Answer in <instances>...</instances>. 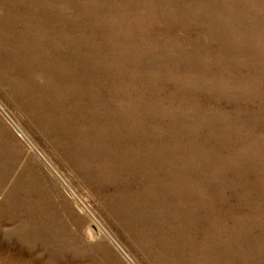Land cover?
Listing matches in <instances>:
<instances>
[{"label": "bare ground", "instance_id": "1", "mask_svg": "<svg viewBox=\"0 0 264 264\" xmlns=\"http://www.w3.org/2000/svg\"><path fill=\"white\" fill-rule=\"evenodd\" d=\"M240 56L244 58L243 61L238 60ZM109 64L113 66L110 68ZM101 65L109 68V72L104 74L110 81L117 80L118 75H113V70L120 71L126 68V65L133 71L141 70L148 75L154 74L158 82L170 84L169 114L177 113L174 102L178 100V105L185 106V110L179 111L181 119H185L183 117H187L188 114L198 117L204 114L207 120L221 121L219 123L223 124V132L227 136V133L231 132L229 128H233L232 123L244 117L256 120V114L260 113L253 105L260 100L259 92L264 81V0H0V79L28 96V101L33 100L28 102L29 110L33 112L34 109L38 112L39 120L46 127H54L55 114L61 111L68 117L80 116V120L92 119L95 123L94 128L102 125L104 134L109 139L115 140L118 134H124V129L128 131V135L122 136V141L135 140V143L137 142L141 147L139 146V150L116 148L114 159L117 158L123 167L128 166L131 170L142 171L135 181L136 187L139 188L130 200L136 202L141 196L147 202H151L148 203L147 211H152L153 207L156 214L154 220L146 215L143 220L138 215L137 223L135 218L132 220L127 218L132 214H128L129 210H127L126 216L122 214L125 221L135 226L141 222L139 225H142V228L147 223L155 229L159 236H156V240L161 242L164 241L166 232L162 233V230H158L161 228L157 222L165 226V231L169 232L166 237L169 249L170 224L179 228V234L174 235L176 240L173 241L179 243L182 248L189 249L195 246L196 240L193 239V235L185 233V230L190 229L195 231L196 235L202 236L204 249L210 246L216 247L218 233L221 225L225 224L226 217L221 219L212 216L211 201L204 202L202 190L194 186L195 182L194 184L190 182V186L193 187L188 188L189 190L183 188L184 185L181 186V182L175 179L180 177V174L183 179V173L174 175L176 169L170 167L171 160L180 165L187 157L185 153L191 151L187 150L184 153L185 146L179 147L180 149L176 147L178 156L175 159L164 158V152H160L163 145L162 138L156 135L153 129L148 133L138 130L137 124L132 119L135 116L128 115L129 111L126 108L107 112L102 99L105 96L104 87L99 82L103 76L98 74L93 76L95 79L90 78L89 70L84 68L93 67L94 70L96 66L101 67ZM34 75L43 77L44 81L41 79L43 86L34 80ZM129 78L134 81L138 79L133 74H129ZM52 91L55 100H51ZM35 93L43 95L44 98L39 102L35 101L32 96ZM222 96L230 111L217 107L221 103ZM56 104H59L58 108H55ZM150 112L155 114L153 109ZM79 122L77 136L79 138L82 135L84 137L89 135L88 143L91 146L93 128ZM74 129L76 134L75 126ZM231 134L233 136L232 132ZM253 140L254 144L264 147V135ZM115 144L113 143L114 146ZM75 148H83V146L76 144ZM74 153L78 160L82 159L83 151L74 149ZM244 156L245 153H241V157ZM166 159L169 161V164L166 162L169 167L161 164ZM139 163L142 166L140 170L137 169L139 166L136 167ZM4 167L0 168V181L5 182L10 176ZM27 178L25 184L11 180L9 188L0 197V216L5 215L9 218V222L15 226L14 229L11 228L15 230L14 232L24 231L26 234L22 238L25 241L33 236L29 230L33 225L35 228L40 225L45 226L41 220L45 205L39 201L40 197H37L39 192L36 193V190L27 186L36 183L32 180L34 177ZM23 184L28 192L27 196L24 192L19 200L14 193L23 191ZM140 193L142 195H139ZM35 203L38 205L36 206ZM226 215L228 214L225 213L224 216ZM244 216L245 214L239 216L237 225L244 223L246 219ZM226 241L228 240H224ZM206 252L207 254L203 252V258L210 256L207 249ZM9 262L26 264V261ZM167 263L170 264V261ZM186 264H264V261L210 260L187 261Z\"/></svg>", "mask_w": 264, "mask_h": 264}, {"label": "rangeland", "instance_id": "2", "mask_svg": "<svg viewBox=\"0 0 264 264\" xmlns=\"http://www.w3.org/2000/svg\"><path fill=\"white\" fill-rule=\"evenodd\" d=\"M88 34L86 31V35ZM238 60L243 61L244 58L240 56ZM109 65L110 68L113 66ZM84 68L89 70L90 78L98 76V74L103 76L99 82L104 87L105 96L102 98L104 109L107 112H113L119 108H126L129 111L128 115L135 116L132 119L137 124L138 130L148 133L153 129L155 134L162 138L163 145L160 152H164V158L173 157L175 159L178 156L177 148L180 149L184 146L187 148L183 150L184 153L187 150L191 151L185 153L187 157L180 165L173 163L174 161L170 159L172 163L170 167L176 169L174 170L176 173L172 171L174 175L183 173V179L186 180L182 179L181 174L180 177L176 176L177 178H175L179 183L181 182L180 185H184H181L183 188L189 190L188 188L193 187L190 186V182L193 184L195 182L194 186L202 190L204 202L211 201L212 216L215 215L221 219L226 217L225 224L221 225V231L219 230L218 233L217 248L212 246L208 247L209 249L206 248L210 256L214 253L215 255L210 259H208L210 256L203 258V252L206 254L207 252L204 245L202 247V236L196 235L192 229L185 230V233L193 235V239L196 240L195 246L189 249L182 248L179 243L173 241L176 240L174 235L179 234V228L170 224L169 249L168 238H166L169 232L165 231V226H161L157 222L161 228L158 230H162V233L166 232L162 243L156 240L155 229L147 223L142 228V225H139L141 222L135 226L122 217V214L126 216L127 210H129L128 214H132L127 218L130 220L135 218L138 223V215L139 218H143L145 215L149 218L151 216L154 220L156 214L153 207L152 211H147L149 210L148 203L151 202H147L141 196L136 202L130 200L139 188V186L136 187L135 181L140 175L139 172H142L140 163L136 165V167L139 166L137 169L140 171H135L128 166H121L118 159H114L116 148L140 149V145L135 143V140L122 141V136L128 135V131L124 129V134H118L119 138L109 139L105 136L102 125L99 124L100 126L94 128L95 123L92 119L80 120V116L68 117L61 111L55 114V128L53 126L46 127L39 120L38 112L34 109L33 112L29 110L30 103L28 102H33V100L28 101V96L0 79V165L2 164L0 168L3 169L5 166L4 168L10 176L5 182L0 181V193L2 192L0 197L9 188L11 180L21 181L25 184V180H28L27 177L29 179L34 177L35 179L32 180L34 183L36 182L35 186H27L36 190V193L39 192L37 197H40L39 201L45 205L42 211L43 219L41 218L45 226L41 227L42 225H40L35 228L33 225V228L29 229L33 236L28 241L22 238L26 234L24 231L14 232L15 226L9 222V218L5 215L0 216V261H2L0 264H7L9 261H26V264L29 262H31L30 264H168L167 261H170V264H186L187 261L210 260L264 261V147L253 142V139L264 135V99H262L264 98V81L263 85L261 84L262 90L260 89L259 92L260 100L253 105L260 112L256 114L257 119L244 117L242 120H236L237 122L232 123L234 126L231 125L233 128H229L233 136L231 132H228L226 136V133L223 132V124L219 123L221 121L207 120L204 114H201L200 117L188 114L187 117H183L185 119H181L179 111L185 110V106L178 105V100L174 102L177 113L169 114L170 84L158 82L154 74L148 75L141 70L133 71L126 65V68H119L120 71L114 69L113 75H118L117 80L110 81L104 74V72H109L108 67L96 66L94 70L93 67H90L91 69ZM129 74L138 77L136 82L129 78ZM33 78L43 86V77L36 75ZM35 94L32 95L35 101L39 102L44 98L41 94ZM53 96L52 91L51 100H55ZM224 100L223 96L220 97L222 105L219 104L217 107L230 111ZM58 107L59 104H56L55 108ZM152 109L155 114L150 112ZM78 121L84 123V126H92L91 146L88 143L89 135L86 137L82 135L78 138ZM80 122L79 124H81ZM232 139L234 140L231 141ZM113 143H116L115 146ZM76 144L82 145L83 148H75ZM74 149L83 151L82 159L78 160L75 157ZM257 150L261 151L258 153ZM169 152L170 154H168ZM241 153H245L246 156L241 157ZM191 157L193 158L190 159ZM166 162L169 164L167 159L161 164L166 167L168 166ZM24 184L23 191L14 193L19 200L24 192L27 196L28 191ZM33 195L36 198L34 193ZM35 200L37 201V199ZM35 200L34 202H36ZM16 201L19 203L18 200ZM14 204L16 206V203ZM35 205L37 206L38 203ZM227 210L229 211L226 212ZM225 213L228 215L224 216ZM243 214L246 218L244 223L237 225ZM35 216L37 217V215ZM240 227L242 228L240 229ZM41 230L44 231L41 232ZM12 234H15L16 238ZM224 240L228 241L224 242ZM258 242L259 244H257ZM169 250L170 256H168Z\"/></svg>", "mask_w": 264, "mask_h": 264}]
</instances>
